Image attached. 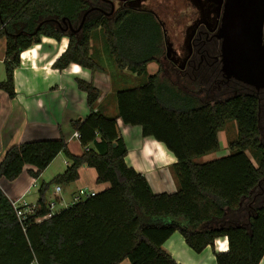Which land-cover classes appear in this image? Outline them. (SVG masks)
I'll use <instances>...</instances> for the list:
<instances>
[{
    "label": "trees",
    "instance_id": "16d2710c",
    "mask_svg": "<svg viewBox=\"0 0 264 264\" xmlns=\"http://www.w3.org/2000/svg\"><path fill=\"white\" fill-rule=\"evenodd\" d=\"M97 35L115 66L141 82L116 90L117 113L106 116L95 110L99 90L77 80L90 108L83 119L70 122L79 134L81 154H72L62 137L25 141L5 152L0 178L7 180L17 178L26 165L35 168L30 174L37 178L60 152L69 164L41 183L37 206L23 221L0 189V264H118L124 259L179 264L161 247L175 231L195 252L226 237L228 250L214 253L216 264H259L264 255V89L226 79L212 59L193 70L165 73L161 68L148 74L146 65L159 61L164 45L154 12L120 4L112 9L106 0H0V38L6 40L0 90L15 96L20 53L43 36L68 37L54 68L75 63L101 69L90 52ZM118 118L140 126L144 137L161 142L176 157L175 192H153L145 176L125 162ZM229 119L237 124L236 147L231 145L228 155L197 162L217 149V133ZM82 165L94 168L97 183L109 187L35 222L50 214L49 186L75 181Z\"/></svg>",
    "mask_w": 264,
    "mask_h": 264
},
{
    "label": "crops",
    "instance_id": "0c3cea01",
    "mask_svg": "<svg viewBox=\"0 0 264 264\" xmlns=\"http://www.w3.org/2000/svg\"><path fill=\"white\" fill-rule=\"evenodd\" d=\"M102 43L100 35L90 40V52L96 56L101 67L99 70H90L75 63L62 70L53 67V63L67 48L68 37L57 40L43 36L39 43L20 53L19 65L14 69L15 96L9 98L0 90V161L14 145L29 140L60 137L65 139L72 154H81L83 149L78 138L72 135L74 131L70 122L83 119L90 113V108L86 92L77 85L78 79L93 83L99 90L95 110L106 116L116 115L115 91L137 86L141 79L126 68H117L114 63L113 70L106 68L103 64L106 52ZM5 48L6 40L0 38V81L5 79ZM149 63L146 70L148 74H153L156 70L149 72ZM117 127L127 149L125 162L145 176L153 192H175L178 183L172 166L176 157L172 152L161 142L144 137L138 125H125L118 118ZM68 164L66 156L60 152L37 178L30 174L35 168L26 165L17 178H0V189L17 205L36 207L41 183L50 182L62 174ZM96 178L94 168L82 165L75 181L68 184L52 183L49 186L52 188V197L46 196L50 214L43 219L55 213L53 210L56 204L69 206L80 188L99 192L109 187L108 182L97 183ZM56 186L61 187L59 192H56ZM161 247L179 264H216L214 253L227 251L228 241L226 237H218L212 245L201 252H195L186 244L181 233L175 231ZM118 264L130 262L124 259Z\"/></svg>",
    "mask_w": 264,
    "mask_h": 264
},
{
    "label": "water",
    "instance_id": "95a60500",
    "mask_svg": "<svg viewBox=\"0 0 264 264\" xmlns=\"http://www.w3.org/2000/svg\"><path fill=\"white\" fill-rule=\"evenodd\" d=\"M115 3H139L143 0H106ZM166 51V32L162 24ZM217 37L221 40V72L234 79L264 89V0H225L222 23Z\"/></svg>",
    "mask_w": 264,
    "mask_h": 264
},
{
    "label": "flooded vegetation",
    "instance_id": "af4514ba",
    "mask_svg": "<svg viewBox=\"0 0 264 264\" xmlns=\"http://www.w3.org/2000/svg\"><path fill=\"white\" fill-rule=\"evenodd\" d=\"M189 1L191 2L194 10L189 15L190 17H188L190 24L186 27L184 33L185 37L183 44L186 49L182 52V54L178 55L179 51L175 47L174 41L170 42L166 38V42L170 47V50L167 52L165 47V64L160 61H156L159 62V69L162 68L165 72H169L168 70L171 68H175L177 70H193L201 63L208 62V59H212L220 64L221 70V40L217 37V35L222 23L225 0ZM141 2H132L133 4L117 3V5L120 4L123 7L132 6L138 8V5ZM165 67H167L166 70L164 69Z\"/></svg>",
    "mask_w": 264,
    "mask_h": 264
},
{
    "label": "rangeland",
    "instance_id": "374dc122",
    "mask_svg": "<svg viewBox=\"0 0 264 264\" xmlns=\"http://www.w3.org/2000/svg\"><path fill=\"white\" fill-rule=\"evenodd\" d=\"M115 7H117V3H115ZM138 8L148 9L154 12L157 15V18L159 19L160 23L163 24V27L166 32L167 40L170 42L174 41V45L179 51L178 55L182 54V52L185 51L186 48L183 44L184 37H185L184 33L186 30V27L190 24L188 17H190L189 15L194 10L189 0H143L138 5ZM164 51H165V44L163 45V54L161 56V59L159 60L160 62L165 64ZM104 56H105L103 58L104 66L108 69L113 70L114 67H113L112 59L107 54H104ZM154 62L156 64H154ZM154 62L152 61L149 63L148 65L149 72H151L152 70H156V72L160 70L159 64H158L159 62H156V61ZM166 68L167 67H165L164 69L166 70ZM165 73H168V72L166 71ZM169 78L171 80L175 79L174 76L172 75H170ZM243 90L248 91L247 88H243ZM237 138H238L237 124L234 119H229L225 122L221 130L217 133V139H218L217 149L213 152L204 154L196 158V160L199 162L200 161L205 162V161L213 160V159L228 155L232 151L231 149H233L231 148V145L234 148L236 147L235 144H237ZM246 152L251 157L254 165H257V163L252 157L250 149H247ZM51 192H52V188L51 189L49 188L47 191V195H46L47 198L52 197ZM66 206L67 205H64V204H61V205L56 204L53 212H56L57 209H63ZM261 264H264V255L261 259Z\"/></svg>",
    "mask_w": 264,
    "mask_h": 264
},
{
    "label": "built area",
    "instance_id": "2783aa9c",
    "mask_svg": "<svg viewBox=\"0 0 264 264\" xmlns=\"http://www.w3.org/2000/svg\"><path fill=\"white\" fill-rule=\"evenodd\" d=\"M73 137L78 138L79 134L77 131L73 132ZM87 149V148H86ZM61 189L60 186H56V192H59ZM96 192H94L93 190H88L86 188H80L77 192V194L74 196L72 203L78 202L79 200L85 199L87 197L93 196ZM15 211H16V216L20 221L25 220L26 215L28 214H32L33 210H34V206L30 207V206H20L17 205L16 202H12ZM45 217V216H44ZM44 217H37L35 218V222H39L41 221Z\"/></svg>",
    "mask_w": 264,
    "mask_h": 264
}]
</instances>
